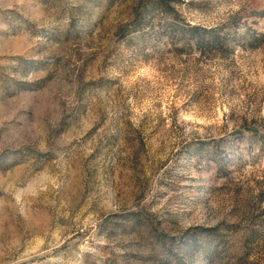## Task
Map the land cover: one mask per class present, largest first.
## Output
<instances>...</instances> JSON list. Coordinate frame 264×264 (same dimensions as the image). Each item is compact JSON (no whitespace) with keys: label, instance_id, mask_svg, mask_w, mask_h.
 <instances>
[{"label":"rangeland","instance_id":"rangeland-1","mask_svg":"<svg viewBox=\"0 0 264 264\" xmlns=\"http://www.w3.org/2000/svg\"><path fill=\"white\" fill-rule=\"evenodd\" d=\"M0 264H264V0H0Z\"/></svg>","mask_w":264,"mask_h":264},{"label":"trees","instance_id":"trees-1","mask_svg":"<svg viewBox=\"0 0 264 264\" xmlns=\"http://www.w3.org/2000/svg\"><path fill=\"white\" fill-rule=\"evenodd\" d=\"M196 30H197V29H196ZM213 38H214L215 41H217V39H218L216 36H214ZM215 41H214V42H215Z\"/></svg>","mask_w":264,"mask_h":264}]
</instances>
